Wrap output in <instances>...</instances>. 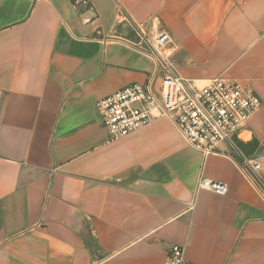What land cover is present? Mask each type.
<instances>
[{"label":"crops","instance_id":"0c3cea01","mask_svg":"<svg viewBox=\"0 0 264 264\" xmlns=\"http://www.w3.org/2000/svg\"><path fill=\"white\" fill-rule=\"evenodd\" d=\"M89 14V15H87ZM166 30L176 72L260 105L240 154L203 155L166 117L111 138L96 102L154 64L113 35ZM264 0H0V264H264ZM227 192L196 189L198 177Z\"/></svg>","mask_w":264,"mask_h":264},{"label":"built area","instance_id":"2783aa9c","mask_svg":"<svg viewBox=\"0 0 264 264\" xmlns=\"http://www.w3.org/2000/svg\"><path fill=\"white\" fill-rule=\"evenodd\" d=\"M134 38L113 35L119 41L148 57L154 68L144 82H134L99 99L95 106L102 125L111 138L123 136L146 125L154 117H166L183 140L209 154H240L237 145L249 117L260 105L259 98L240 81L214 77L198 85L175 70V47L166 30L146 33L140 23L128 21ZM261 157L242 158L241 171L264 202ZM196 189L216 194L227 192L224 182L198 177ZM164 264H194L184 257V247L173 244Z\"/></svg>","mask_w":264,"mask_h":264},{"label":"trees","instance_id":"16d2710c","mask_svg":"<svg viewBox=\"0 0 264 264\" xmlns=\"http://www.w3.org/2000/svg\"><path fill=\"white\" fill-rule=\"evenodd\" d=\"M237 145H238V147H239L240 149L244 150V143L238 141V142H237Z\"/></svg>","mask_w":264,"mask_h":264},{"label":"water","instance_id":"95a60500","mask_svg":"<svg viewBox=\"0 0 264 264\" xmlns=\"http://www.w3.org/2000/svg\"><path fill=\"white\" fill-rule=\"evenodd\" d=\"M87 15H89V14H87Z\"/></svg>","mask_w":264,"mask_h":264}]
</instances>
